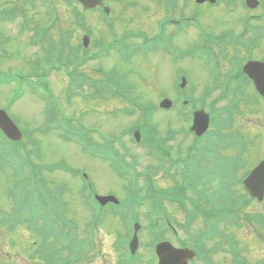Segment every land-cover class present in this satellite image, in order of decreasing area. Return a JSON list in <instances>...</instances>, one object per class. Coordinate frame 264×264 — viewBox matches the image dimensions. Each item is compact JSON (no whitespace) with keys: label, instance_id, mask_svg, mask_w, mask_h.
Segmentation results:
<instances>
[{"label":"rangeland","instance_id":"rangeland-1","mask_svg":"<svg viewBox=\"0 0 264 264\" xmlns=\"http://www.w3.org/2000/svg\"><path fill=\"white\" fill-rule=\"evenodd\" d=\"M53 1L54 4H58L60 7V18L56 22L55 28L51 30L52 39H57L58 35L61 33L58 32L59 30L66 29V22H63V17L70 18L68 29L72 28V30L76 33L73 45L83 44L84 41L85 44L89 43L87 39V35H89L91 41L88 49L91 50L94 43L98 40V36H101V31L107 34V31L98 14L83 15L86 25L85 28L88 30L87 33L86 31H83V29H85L84 27H76V25H73L71 9L65 5L64 0ZM158 1L161 0H123L119 4H113L115 14H119L121 17L124 16V19L127 23H129L128 26H130L124 27L118 24L116 26L117 31L123 33L125 31L147 30L148 33H154L156 23L167 17L166 13H168L167 9H169V7L167 9L165 8V11L162 12L161 15L164 13V16H158L157 14H159V11L156 5ZM162 1V5H164L166 0ZM23 2H25V0H0V7L12 9L15 8V6H21ZM129 3L131 4L129 5ZM35 5V8L32 7L33 4L26 5L27 12L32 21L29 31L24 32L21 29V25L23 23L22 20H14L4 24L0 23V34H3V36H1L2 39L0 38V77H7L9 79L10 77L13 78L8 83L0 82V109L2 110L9 106V114L18 123L21 131L24 132V136H27L25 137L27 151L36 149L34 153L31 154L36 164L38 163L39 166H52L61 163L70 165L73 168H80L83 170L87 169L93 178L92 179L90 177L89 180L93 181L96 188L99 189L97 190L100 194L105 195L111 190L122 199L126 196L127 181L125 179L118 178L109 163H105L103 165L91 164L90 162H92V160L88 155H81L80 152L83 150L71 145L69 140L65 139L64 132L61 133L58 131L59 129L67 126L63 120L59 119L54 124L44 125L46 124L47 119L45 116L46 103H42V99L34 94L37 93L40 96L41 94L39 90L37 89V91H35L28 88L27 85H19L15 79V75H25L32 71V68H37L43 72L48 70L53 71L52 68H48V65H55L54 62H57V54L50 55L44 51L40 52L41 50H39V48L33 43L36 31L40 25L45 24L47 27L50 24V21L47 22L48 17L40 16L42 13L46 12L45 5L39 1H35ZM208 12L210 18L205 17L206 20L198 22L200 28L203 30L220 33L227 30V28H236V24H240L238 21L235 22L231 20L234 18L232 15L226 16L225 19L221 18V13H228L227 9L223 7L209 9ZM150 13L156 14L155 17L153 15L154 21H150L151 25L137 24V22H134L130 17L136 15L138 21L142 22L144 20L143 18L149 17ZM128 14L130 16H128ZM52 27L53 25L49 26V29ZM237 30H240V27ZM108 39L109 38L106 37V40ZM188 43H190V40H188ZM29 55H31V59L28 58ZM82 55L84 54L81 53L80 56ZM262 56H264V41L262 46L258 49V54H256L255 58L260 59ZM34 61L38 62L35 66L32 63ZM161 62L162 60L160 57L156 55L151 56L149 61L138 55L133 58L131 63L127 64L119 54L112 53L102 62L99 61L98 63H92L82 68V72L94 79H97L101 78L96 74L100 69H97V66L102 67V69L106 72L115 70L119 75L124 74L125 71L129 70L131 77L129 78L127 84H133L136 88V93L132 96L137 100L140 97L141 103H151L157 107L161 102L162 97L160 95L162 94L172 97V100L175 101L174 96L176 94V88L173 82V73L177 70H180L181 72L183 71L188 75L190 86L195 84L199 93H201L205 87H210L209 78L206 76V68L202 62L193 59H184L178 63L173 62V66L171 67L169 61L163 60V64H165L164 67H166V69L159 66V64L161 65ZM50 81L52 83L54 94L60 98V103L65 110L64 113L69 118L80 117L82 118V121L88 125V127H92L94 130L98 127L101 131H104L103 134H96L95 132H92L94 139L98 138V140L101 141L103 136L110 138L118 137L122 132H126L139 119L137 108L128 100H116L113 96H102L99 98L96 96V93L93 92L95 89L89 86L78 87L74 84V81L71 82L61 72L51 74ZM83 90L88 92L89 95H93L90 97L87 96L86 98L84 96L80 97L78 95H74L76 92ZM212 100L213 98L209 100V103ZM220 105H223V102ZM230 105L231 98L227 99V107ZM255 107H259L261 109H257ZM252 108L256 112L250 113L249 109ZM241 110L242 115L235 116L233 119V128L229 126L227 131H224L229 133V135L242 136L244 139L246 148L243 152V158L246 161V166L240 170V175L246 173L253 166H255L261 158L264 159V132H262V129L255 131L254 128L256 125L262 127L264 123V106L262 107L257 106V104H253L252 106H244ZM261 116L263 117V120H261ZM149 123L156 126L163 137L165 136V132L169 129L180 132L182 127L186 128L188 124H190L181 116L179 117L178 112L176 111L155 112ZM178 139L187 140L186 145H191L196 142L193 138L188 136L185 138L182 134H180L176 140ZM33 143H36L37 146H34ZM122 143L127 146L130 154L137 158L135 171H138L139 173L147 172L151 162L150 156L147 154V151L143 148V146L136 144L133 140V135L130 134L129 136L127 135L123 137ZM38 145H40L39 148ZM198 145L201 144L199 143ZM116 147L118 149H115V152L120 151L121 154L125 153L122 148L118 146ZM0 153L2 152L0 151ZM230 153L231 151H227V154ZM20 155V157H26V151L24 149L21 150ZM151 165L159 166L156 165V163H152ZM41 169L42 168H40V170ZM63 171L66 173L65 170ZM64 173H61L60 171L52 174L43 173L44 177L42 176L43 178L38 184L41 186V190L43 192H52L55 195H61L63 200L67 201L69 208H71V213L76 216L80 215V217H83L87 209L83 211L86 205L84 199L78 196L80 190L82 191L83 189L81 187L83 179L81 177H74ZM15 180L17 181V177H14L12 170L5 167L0 161V210L2 211L11 210V197L13 194H17L20 191ZM155 185L157 190L160 189L161 182L158 178L155 180ZM173 186L174 184L172 183H165L164 185V187ZM70 187L75 191L78 190L77 194H75ZM100 190L107 191L101 192ZM161 199L167 200L168 196H162L159 194L153 197V201L158 204L162 202ZM168 210L170 211L168 214L169 217L167 218L169 221L174 220V218L179 220L183 219L179 209H175L173 206L172 211L169 208ZM262 212L264 213V205H255L254 207L252 206L251 210H249L247 214L255 215ZM141 214H144L142 209L140 210V215ZM109 216L112 217L110 214ZM246 218H248V215ZM109 219L110 218H108V220ZM242 225V229L232 228L229 232L232 233L238 240H240V238L243 240L252 238V236H248L249 231H251L249 225L253 228L252 223L250 221H243ZM116 229L119 230L120 228ZM226 229L223 228L224 231ZM62 232L66 233V231ZM100 232L104 235L103 236L101 234L102 241L104 243V246L101 247V251L104 253V263L102 262V264H116L119 259L117 256L113 257L111 254L110 244L112 243L113 236H110L109 229L107 228V222L106 226H104ZM20 234L23 235L22 238L19 237ZM144 236L145 235L142 237L143 242L148 245L149 239ZM14 237L16 238L17 243L12 245V242H9L8 240L7 234L0 229V259H4V264H31L30 254L33 252L32 241L35 240V236L30 233L27 228L23 227L20 232L14 234ZM261 243L263 242L261 241L259 245H256L257 251L253 252L254 254H260L262 250H264ZM250 244L251 239L248 242V245ZM19 247L23 248L21 253L18 252ZM85 260L86 259H82V261ZM95 264L100 263L97 261ZM227 264H230L229 260H227Z\"/></svg>","mask_w":264,"mask_h":264},{"label":"flooded vegetation","instance_id":"flooded-vegetation-1","mask_svg":"<svg viewBox=\"0 0 264 264\" xmlns=\"http://www.w3.org/2000/svg\"><path fill=\"white\" fill-rule=\"evenodd\" d=\"M156 5H157V9L159 11V14H157V15L160 16L162 14L161 7H160L161 5H160V3H157ZM232 5L233 6H238L237 8L236 7H231L229 9V12L227 13L228 15H232L234 17L233 19H236V20H263L264 19V16L262 15L261 12L253 13V12H248V11H246L244 9L239 8L242 5V3H241L240 0H233ZM100 9H102V8H100ZM148 11H150V10H148ZM227 14L224 13L225 17L227 16ZM153 15H154V17L156 16V14L150 13L149 14V17L143 18L144 20L142 22H139L138 19H137V17H136V15H135L134 16V20L137 23H139V24H144V25L145 24H148V25H151L150 24V21H152V22L154 21ZM201 15L202 16H200V13H198V12L186 13L187 19H189V20H198V19H201V18H205V15H203V14H201ZM162 16L163 15H161V17ZM123 17L120 16L117 21L120 23L123 20ZM158 22L156 23V26L158 25ZM115 30L117 31V29H115ZM150 30H151V28H150ZM144 32L148 34L147 30H144ZM154 33H160V30L155 28V32ZM103 34H104V32L101 31V36H99L100 37V39H99L100 42L102 40Z\"/></svg>","mask_w":264,"mask_h":264},{"label":"water","instance_id":"water-1","mask_svg":"<svg viewBox=\"0 0 264 264\" xmlns=\"http://www.w3.org/2000/svg\"><path fill=\"white\" fill-rule=\"evenodd\" d=\"M82 3H84L87 6L95 7L99 0H79ZM253 71V78L256 81H260L258 79V76L260 75L261 69L260 68H254ZM0 128L13 140H19L21 138V133L17 129V127L13 124V122L10 120V118L6 115L4 111L0 110Z\"/></svg>","mask_w":264,"mask_h":264}]
</instances>
